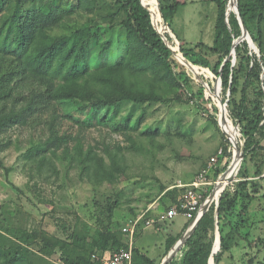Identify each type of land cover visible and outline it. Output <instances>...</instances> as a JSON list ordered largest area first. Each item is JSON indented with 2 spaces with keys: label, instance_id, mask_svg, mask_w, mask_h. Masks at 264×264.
<instances>
[{
  "label": "rangeland",
  "instance_id": "1",
  "mask_svg": "<svg viewBox=\"0 0 264 264\" xmlns=\"http://www.w3.org/2000/svg\"><path fill=\"white\" fill-rule=\"evenodd\" d=\"M47 1L39 0L26 9L38 8ZM62 1L74 11L51 34H68L91 21L92 70L129 59L137 61L140 54L132 53L133 37L122 24L123 14L113 16L114 0H98L91 15L76 8L77 0ZM180 1L186 4L179 9L172 28L164 20L156 27L163 37L168 34L172 39L171 43L165 42L173 50L171 60L175 62V72L187 74L192 94L200 97L211 112L216 110L213 116L217 122L195 104L191 94L174 84L164 69L148 62L138 79L141 86L171 101L123 102L85 111L76 103L62 106L66 116L64 130L76 134L79 127L75 123H82L80 137L85 148L91 146L105 157L107 175L100 173L95 177L92 171L83 170L82 165L64 162L49 153L52 164L46 163V149L37 148L43 138L40 129L14 127L3 135L6 145L0 151V220L6 218L28 231L68 242L72 236L91 242L98 231L110 229L130 248L143 247L149 257H156L157 264L163 263L167 256L165 241L177 227L178 230L183 227L177 223L183 217L148 228L146 222L157 220L208 159L219 148L230 145L218 123L219 101H229L230 92L224 90L220 78L213 72L217 56L200 53L198 48L200 42L213 45L218 7L213 0ZM181 48L188 53H200L196 60L207 63V67L195 65ZM249 95L255 100L253 89ZM240 97L239 94L236 99ZM227 112L229 116L228 106ZM224 119L228 122L225 128L235 132L236 125L227 116ZM237 143L241 149L244 144L241 132ZM106 147L119 154L117 167H112ZM260 147L261 150L247 159L244 157L235 181L227 189L233 193L242 191L238 185L247 180L248 191H254L253 186L257 184L258 192L249 199L239 196L235 208L224 215V233L232 232L235 243L220 264H264V140L260 141ZM168 191L174 192L173 196H164ZM143 214L133 237L124 232V228H129ZM189 228L187 222L175 239L179 241ZM60 253L57 250L48 259L49 263L64 264L59 261Z\"/></svg>",
  "mask_w": 264,
  "mask_h": 264
},
{
  "label": "trees",
  "instance_id": "2",
  "mask_svg": "<svg viewBox=\"0 0 264 264\" xmlns=\"http://www.w3.org/2000/svg\"><path fill=\"white\" fill-rule=\"evenodd\" d=\"M38 1L0 0V151H3L6 145L3 135L10 129H40L43 138L37 148L46 149V163L52 164L48 158L49 153L64 162L82 165L83 170L92 171L95 177H99L100 173L107 175L109 170L105 157L94 151L91 146L85 148L80 137L82 123H75L79 127L76 134L64 130L66 116L62 106L76 103L81 105V111H85L88 108L100 109L123 102L144 104L171 101L141 86L142 82L138 79L148 62L164 69L169 79L187 94H191L195 104L217 122L213 116L216 110L211 112L204 106L200 97L192 94L187 74L175 72V62L171 60L173 51L153 26L148 11L149 8L157 27H160L164 18L165 23L172 28L175 16L186 2L159 0L162 18L158 0H143L148 8L143 7L141 0H114L116 10L113 16L123 14L122 24L133 37L132 53H139L140 56L137 61L129 59L92 70V22L87 21L68 34L52 35V31L60 27L74 10L62 0H48L38 8L26 9L27 5ZM77 1L76 8L88 15L95 12L99 2ZM213 1L218 7L213 45L210 47L200 42L198 48L200 53L217 56L213 72L221 78L224 90L230 92L228 110L232 121L227 110L226 116L233 122V126L240 127L244 141L241 150L247 159L249 155L261 150L260 141L264 140V0H238L242 21L258 47L260 56L244 41L236 47L234 67L230 54L234 41L241 36V26L234 13L230 14L227 22L229 0ZM165 37L168 42H172L168 34H165ZM108 47L109 45L103 49ZM181 50L195 65L207 67V63L196 60L200 53H188L183 48ZM180 59L186 64L181 57ZM251 89L254 90L255 100L250 99ZM239 94L241 97L237 100L236 96ZM69 118L74 120L70 116ZM228 133L231 135L230 140L237 143L238 131L228 130ZM229 146L224 148L226 155L231 157L232 153L227 152ZM105 152L112 167H117L119 154L112 152L108 147ZM43 157L45 159L44 155ZM236 158L234 153L230 170ZM239 164L231 177L235 176ZM248 185L246 180L238 185L242 191H225L219 208L216 210V207L212 206L204 214L184 248L170 264H209L216 239L217 216L221 250L214 255V260L215 264L222 262L224 255L233 249L235 243L232 232L224 233V215L235 208L239 196L249 199L258 192L257 184L253 186L255 189L251 193L248 191ZM173 193L168 191L164 196H173ZM176 201L177 197L168 208ZM112 208L110 207V211ZM177 241L175 238L168 240V253ZM129 248V244L124 243L118 234L106 228L98 231L91 242L76 236H72L71 242H68L48 234L28 231L13 225L6 218L0 220V264H50L48 259L57 250H60L59 258L64 264H99L92 260L96 251L118 252ZM131 249L133 264L157 263L140 249Z\"/></svg>",
  "mask_w": 264,
  "mask_h": 264
},
{
  "label": "built area",
  "instance_id": "3",
  "mask_svg": "<svg viewBox=\"0 0 264 264\" xmlns=\"http://www.w3.org/2000/svg\"><path fill=\"white\" fill-rule=\"evenodd\" d=\"M262 124H264V122ZM235 128L239 135V132H241L240 127L236 125ZM228 140L230 146L227 152H231L232 156L228 157L226 155V149L224 147L219 148L208 159L205 167L196 175V177L189 184L183 185L184 190L177 198L176 203L161 213L157 220L152 222L147 221V227L156 223L159 224L173 221L177 217L183 216L187 222L190 223L191 228L199 219H201L204 213L210 210L212 206L216 207L217 204L220 203L222 195L229 188V185L235 181V176L239 173L241 167H239L235 176L229 179V185L217 195L219 183L226 177V174L233 163L232 160L235 148L232 141L230 139ZM242 162L243 161L241 160V164ZM207 204L208 208L205 211V206ZM144 215L145 214L138 217L136 220H133L129 225V228H124V232L129 233L130 236L133 237L138 225L143 220ZM92 260L99 262V264H133L132 249L129 248L128 250H120L118 252L96 251L92 255ZM59 261L62 262L61 258H59Z\"/></svg>",
  "mask_w": 264,
  "mask_h": 264
},
{
  "label": "water",
  "instance_id": "4",
  "mask_svg": "<svg viewBox=\"0 0 264 264\" xmlns=\"http://www.w3.org/2000/svg\"><path fill=\"white\" fill-rule=\"evenodd\" d=\"M232 2H233V0H229V3H228L227 13H226V15H227V22H229V19L228 18L230 16V14L231 13H234L237 16V18H238V21H239V24H240L241 30H242L241 36L234 41L233 48H232V51H231V54H230V57L232 58V67H234L235 64H236V47L240 43L246 41L248 43V45H249V48L254 53L258 54L259 56H260V51H259L258 47L256 46V44L254 43V41H253L250 33L248 32L247 28L245 27V25H244V23L242 21V18H241L240 12H239V7H238V0H234V3L235 4H234L233 8L231 7ZM141 3L143 5V7L146 8L143 0H141ZM158 5H159V11L161 13L159 0H158ZM148 11L151 14V19H152L153 26H155V28L158 31V33L160 35H162L161 31L156 27V24L153 21V17H152L151 11L149 9H148ZM161 15H162V13H161ZM162 18H163V15H162ZM163 20H164V18H163ZM163 39L164 40H167L166 37H163ZM181 58H182V60L184 59L183 57H181ZM220 82H221V78H220ZM227 106H228V101H226V103H221V101H219V112L220 113L223 112L222 115H223L224 118L226 117ZM218 123H219V125H220L223 133L226 135L227 139H230L229 135L224 131V128L222 127V124H221V121H220L219 116H218ZM232 144H233L235 150L237 151V153L240 155L239 156L240 159L243 161L244 160V155H243V152L241 151L238 143L232 142ZM219 204L220 203L217 204L216 210L219 208ZM207 208H208V204L205 206V211H206ZM203 215H202V217H203ZM200 220L201 219H199L190 229H188L186 231L185 235L182 236L179 241H177V243L173 246V248L170 250V252L168 253V255L163 260V263L162 264H170L175 259V257L179 253L180 249L184 246L185 242L194 233V231H195V229H196V227H197V225H198V223H199ZM215 235H216V239H215V243H214V246H213L212 254H211L210 259H209V264H211V262H213V264H215L214 255H216L221 250V235H220V231H219V227H218V216L216 217V233H215Z\"/></svg>",
  "mask_w": 264,
  "mask_h": 264
},
{
  "label": "bare ground",
  "instance_id": "5",
  "mask_svg": "<svg viewBox=\"0 0 264 264\" xmlns=\"http://www.w3.org/2000/svg\"><path fill=\"white\" fill-rule=\"evenodd\" d=\"M234 2V0H233ZM223 112L219 113V118L222 124V127L224 128V131L229 135V137L231 138V135L228 133V130H230L229 128H225V125L228 124V122H226V120L222 117ZM229 120V119H228ZM231 123V122H230ZM233 125V124H232ZM228 127V126H227ZM232 140V139H231ZM236 153V161L233 165V168L230 170V172H227L226 177L223 178V180H221V182L219 183V187L217 189V195L224 190L228 185H229V179L231 178L232 173L234 172L235 168L237 167V165L241 162L240 159V155L237 153V151L235 150Z\"/></svg>",
  "mask_w": 264,
  "mask_h": 264
},
{
  "label": "crops",
  "instance_id": "6",
  "mask_svg": "<svg viewBox=\"0 0 264 264\" xmlns=\"http://www.w3.org/2000/svg\"><path fill=\"white\" fill-rule=\"evenodd\" d=\"M179 217H183V216H179ZM180 221V222H179ZM179 221L177 222L178 223V226H179V223H182L183 224V227H181L179 230L176 228V231L175 232H173L172 234H171V236L165 241V249L167 250V242H168V240L170 239V238H175V236H177L178 234H180L182 231H184V229H185V226H186V223H187V220L183 217V218H180L179 219ZM165 223V222H164ZM159 225H163V223H159ZM148 228V227H147ZM140 240V239H139ZM139 242V241H138ZM136 248H138V249H140L144 254H146L148 257H149V255L145 252V249L143 248V247H139V246H137ZM170 252V251H169ZM167 253H168V251H167ZM168 255V254H167ZM157 256V255H156ZM150 259H152V260H156L155 258L156 257H154V258H152V257H149ZM157 262V261H156ZM157 264V263H156Z\"/></svg>",
  "mask_w": 264,
  "mask_h": 264
}]
</instances>
